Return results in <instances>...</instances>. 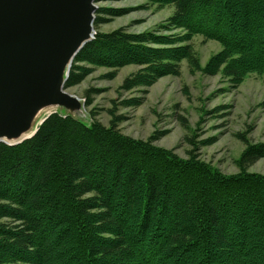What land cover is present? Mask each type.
I'll return each mask as SVG.
<instances>
[{
  "label": "trees",
  "instance_id": "1",
  "mask_svg": "<svg viewBox=\"0 0 264 264\" xmlns=\"http://www.w3.org/2000/svg\"><path fill=\"white\" fill-rule=\"evenodd\" d=\"M149 1L175 7L160 30L184 33L97 31L76 55L66 88L93 66L113 68V79L130 64L140 68L119 91L149 87L180 75L184 59L193 72L234 85L264 76V0ZM113 12L99 7L95 27ZM195 35L222 44L204 68ZM99 91L86 90V106ZM143 102L119 101L109 126L56 112L30 139L0 142V264H264V174L248 172L264 157V142L238 134L246 145L240 172L225 174L155 147L153 138L124 135L119 106Z\"/></svg>",
  "mask_w": 264,
  "mask_h": 264
},
{
  "label": "rangeland",
  "instance_id": "2",
  "mask_svg": "<svg viewBox=\"0 0 264 264\" xmlns=\"http://www.w3.org/2000/svg\"><path fill=\"white\" fill-rule=\"evenodd\" d=\"M94 3L98 8L119 11L104 15L107 22L98 28L94 24L95 37L97 31L108 33L119 28L130 33H184L182 28H158L174 14L173 5L159 9L149 0H95ZM190 43L199 55L202 68L212 55L222 50V44L206 40L202 35H195ZM180 66V75H166L152 86L128 92L119 91L120 85L140 68L138 65L121 67L113 79L108 77L113 68L93 66L92 73L81 84L66 89L83 102L87 89L100 90L92 95L90 106L83 105L78 116L88 125L97 120L109 126V110L114 105L125 98L144 97L139 106H119L118 114L127 116L119 124L124 135L146 142L153 138L151 143L155 147L183 159L195 155L225 174L240 172L237 162L246 145L238 134L246 132L250 143L264 142V76L250 74L240 85H234L222 74L206 75L203 69L193 72L186 59ZM58 111L64 114L63 109ZM248 172L264 174V157L251 165Z\"/></svg>",
  "mask_w": 264,
  "mask_h": 264
},
{
  "label": "water",
  "instance_id": "3",
  "mask_svg": "<svg viewBox=\"0 0 264 264\" xmlns=\"http://www.w3.org/2000/svg\"><path fill=\"white\" fill-rule=\"evenodd\" d=\"M94 2L0 0V142L16 145L30 139L59 109L85 123L78 117L85 102L65 85L76 55L95 37ZM36 104L51 106L40 122L42 114L33 117L36 110L25 118ZM11 130L16 140L9 142L5 134Z\"/></svg>",
  "mask_w": 264,
  "mask_h": 264
},
{
  "label": "bare ground",
  "instance_id": "4",
  "mask_svg": "<svg viewBox=\"0 0 264 264\" xmlns=\"http://www.w3.org/2000/svg\"><path fill=\"white\" fill-rule=\"evenodd\" d=\"M66 67H64L63 68V70H62V72L61 71H59V72H61V73H58L57 72V75H56V80H57V83H59L60 82V80H59V76H61V75H63L62 73H64L65 74V72H66ZM49 108H51V106L50 105H44V104H36L34 107H31L30 108V110L28 109V111L25 113V118H29V117H31L32 116V111H34V110H36L35 111V113L33 114V117H35V116H39V115H41V116H39V120H38V122H40L41 121V119L49 112ZM8 130V129H7ZM8 133H6L5 134V136L6 137H9V139L8 138H6L7 140H9V142H11V141H14V140H16V138L15 139H13L14 138V130L12 131H7ZM25 135L23 134V135H21V138L22 137H24ZM18 139H19V136L17 137Z\"/></svg>",
  "mask_w": 264,
  "mask_h": 264
}]
</instances>
